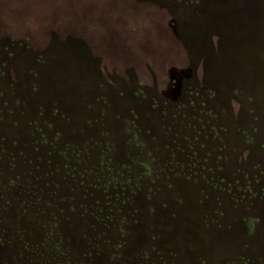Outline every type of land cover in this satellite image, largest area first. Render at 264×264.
Returning a JSON list of instances; mask_svg holds the SVG:
<instances>
[{
    "label": "rangeland",
    "instance_id": "1",
    "mask_svg": "<svg viewBox=\"0 0 264 264\" xmlns=\"http://www.w3.org/2000/svg\"><path fill=\"white\" fill-rule=\"evenodd\" d=\"M0 264H264V0H0Z\"/></svg>",
    "mask_w": 264,
    "mask_h": 264
}]
</instances>
